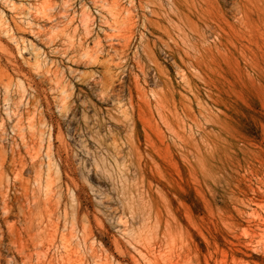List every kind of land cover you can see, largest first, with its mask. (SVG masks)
<instances>
[{
  "label": "rangeland",
  "instance_id": "1",
  "mask_svg": "<svg viewBox=\"0 0 264 264\" xmlns=\"http://www.w3.org/2000/svg\"><path fill=\"white\" fill-rule=\"evenodd\" d=\"M0 264H264V0H0Z\"/></svg>",
  "mask_w": 264,
  "mask_h": 264
}]
</instances>
